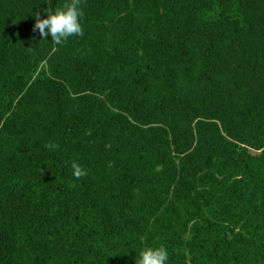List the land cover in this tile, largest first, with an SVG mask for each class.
<instances>
[{"label": "trees", "instance_id": "trees-1", "mask_svg": "<svg viewBox=\"0 0 264 264\" xmlns=\"http://www.w3.org/2000/svg\"><path fill=\"white\" fill-rule=\"evenodd\" d=\"M65 2L0 0V264H264V0Z\"/></svg>", "mask_w": 264, "mask_h": 264}, {"label": "clouds", "instance_id": "clouds-1", "mask_svg": "<svg viewBox=\"0 0 264 264\" xmlns=\"http://www.w3.org/2000/svg\"><path fill=\"white\" fill-rule=\"evenodd\" d=\"M80 4L81 0H66L55 11L48 10L47 18L44 19L39 18L38 13H34L36 20L33 31H38L42 38L50 35L51 41L55 45H62L72 36H83V29L79 23L80 17L83 15ZM45 147L55 149L57 145L48 143ZM71 168L72 175L76 179L87 175V172L76 161L72 162ZM167 260L168 252L165 247H146L139 252L135 264H166Z\"/></svg>", "mask_w": 264, "mask_h": 264}]
</instances>
